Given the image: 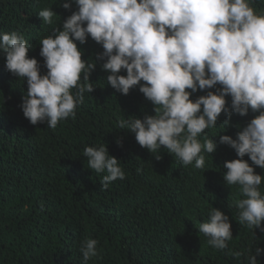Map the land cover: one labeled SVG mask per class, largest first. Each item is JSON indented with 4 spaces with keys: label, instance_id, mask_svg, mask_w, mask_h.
Here are the masks:
<instances>
[{
    "label": "trees",
    "instance_id": "1",
    "mask_svg": "<svg viewBox=\"0 0 264 264\" xmlns=\"http://www.w3.org/2000/svg\"><path fill=\"white\" fill-rule=\"evenodd\" d=\"M61 3L0 0V32L26 37L33 46L28 55L37 58L41 74L47 72L41 40L56 28L62 30L63 21L77 10L74 0L70 9ZM51 7L57 14L49 25L38 13ZM254 7L264 11V0H254ZM77 44L82 59L96 61L89 77L96 87L84 93L75 118L61 120L55 129L46 121L33 125L25 118L20 105L27 82L6 69L0 52V264H82L79 247L85 238L97 239L100 252L88 264H247L250 249L255 254V247L264 248V231L253 232L239 222L235 202L243 197L237 185L226 184L223 167L237 155L219 137L236 138L258 113H233L227 126L229 118L221 113L217 126L204 130L201 142H217L213 153H203L204 169L195 168V162L183 165L163 147L151 153L119 121L154 115V105L139 85L124 95L107 83L104 61L97 59L101 44L90 36ZM226 100L230 105L231 97ZM105 143L125 172L124 179L112 181L107 189L101 187L107 173L88 168L83 155L85 147ZM243 159L252 163L247 154ZM254 168L264 175V169ZM260 188L264 193V181ZM213 207L231 223L233 238L224 250L210 246L198 231ZM235 251L243 255L235 257ZM257 259L264 264V254Z\"/></svg>",
    "mask_w": 264,
    "mask_h": 264
},
{
    "label": "clouds",
    "instance_id": "2",
    "mask_svg": "<svg viewBox=\"0 0 264 264\" xmlns=\"http://www.w3.org/2000/svg\"><path fill=\"white\" fill-rule=\"evenodd\" d=\"M72 2L62 0L61 6L70 9ZM74 3L77 10L63 21L62 30L54 29L40 42V56L47 68L44 74L37 58L29 57L33 46L22 33L0 32L6 69L28 85L20 105L25 118L33 125L46 121L53 129L61 120L75 118L84 93L96 87L89 79L96 61L82 59L77 44H84L89 36L103 47L97 59L104 61L101 67L108 73L107 83L124 95L139 85V91L154 105V115L119 121V127L134 133L138 144L151 153L163 147L183 165L195 162V168L204 169L203 153L211 154L217 147L211 138L201 142L204 130L216 127L221 113L229 118L225 126L233 113H258L236 138L221 135L219 143L230 146L237 155L223 167L227 169L226 184L237 185L243 197L235 202L240 224L253 232L257 228L264 231V193L260 188L264 175L254 168L264 169V11L256 10L254 0ZM56 14L52 7L38 13L49 25ZM206 89V95L191 98ZM246 154L251 164L243 159ZM83 155L88 168L107 173L102 177L103 189L125 178L106 143L85 147ZM198 231L219 250L228 248L233 238L228 215L215 207ZM97 245L94 238L81 241L82 264L100 255ZM231 254L243 255L239 251ZM261 254L264 248L255 247V254L250 249L247 264H259Z\"/></svg>",
    "mask_w": 264,
    "mask_h": 264
}]
</instances>
